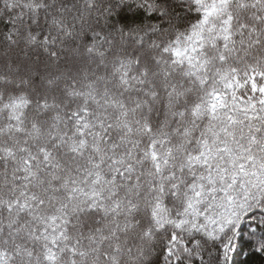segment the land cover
Segmentation results:
<instances>
[{"label": "snow or ice", "instance_id": "snow-or-ice-1", "mask_svg": "<svg viewBox=\"0 0 264 264\" xmlns=\"http://www.w3.org/2000/svg\"><path fill=\"white\" fill-rule=\"evenodd\" d=\"M0 264H264V0H0Z\"/></svg>", "mask_w": 264, "mask_h": 264}]
</instances>
